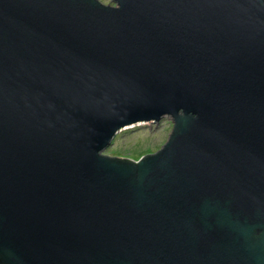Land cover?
Returning a JSON list of instances; mask_svg holds the SVG:
<instances>
[{"label":"water","instance_id":"water-1","mask_svg":"<svg viewBox=\"0 0 264 264\" xmlns=\"http://www.w3.org/2000/svg\"><path fill=\"white\" fill-rule=\"evenodd\" d=\"M111 1L0 0V264H264V0Z\"/></svg>","mask_w":264,"mask_h":264},{"label":"rangeland","instance_id":"rangeland-1","mask_svg":"<svg viewBox=\"0 0 264 264\" xmlns=\"http://www.w3.org/2000/svg\"><path fill=\"white\" fill-rule=\"evenodd\" d=\"M105 4H113L111 0H100ZM172 122L163 118L159 123H150L132 128H125L116 135L113 144L105 154L110 156L137 159L140 155L157 151L167 140Z\"/></svg>","mask_w":264,"mask_h":264},{"label":"trees","instance_id":"trees-1","mask_svg":"<svg viewBox=\"0 0 264 264\" xmlns=\"http://www.w3.org/2000/svg\"><path fill=\"white\" fill-rule=\"evenodd\" d=\"M141 156H142V155H140L139 157H141ZM139 157H138V158H139ZM138 158H137V159H138Z\"/></svg>","mask_w":264,"mask_h":264}]
</instances>
